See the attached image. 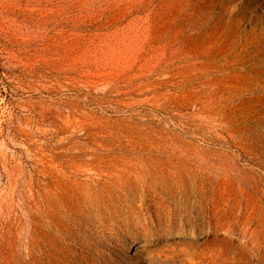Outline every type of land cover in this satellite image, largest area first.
Wrapping results in <instances>:
<instances>
[{
  "label": "rangeland",
  "instance_id": "1",
  "mask_svg": "<svg viewBox=\"0 0 264 264\" xmlns=\"http://www.w3.org/2000/svg\"><path fill=\"white\" fill-rule=\"evenodd\" d=\"M88 263L264 264V0H0V264Z\"/></svg>",
  "mask_w": 264,
  "mask_h": 264
},
{
  "label": "bare ground",
  "instance_id": "2",
  "mask_svg": "<svg viewBox=\"0 0 264 264\" xmlns=\"http://www.w3.org/2000/svg\"><path fill=\"white\" fill-rule=\"evenodd\" d=\"M254 60H255V59H254ZM122 220H123V219H122ZM120 223H121V221H120ZM126 223H127V222H126ZM112 225H113V224H112ZM115 225H116V224H115ZM119 225H120V224H119ZM130 225H131V224H130ZM121 227H122V226H121ZM126 227H127V226H126ZM117 228H118V227H117ZM122 228H123V227H122ZM130 229H131V228H130ZM138 229H141V228H138ZM138 229H137V230H138ZM114 230H115V229H114ZM122 230H123V229H122ZM131 232L133 233V231H131ZM136 232H137V231H136ZM145 232H146V231H145ZM137 234H138V233H137ZM137 234H136V235H137ZM144 234H145V233H144ZM113 259H114V258H113ZM87 262H88V261H87ZM90 263H91V262H90ZM94 263H95V262H94ZM94 263H93V264H94ZM88 264H89V263H88ZM109 264H110V263H109Z\"/></svg>",
  "mask_w": 264,
  "mask_h": 264
}]
</instances>
